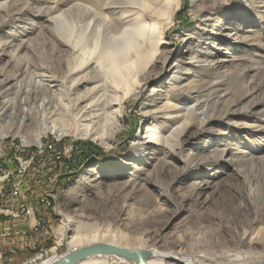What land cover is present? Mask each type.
<instances>
[{
    "label": "rangeland",
    "instance_id": "374dc122",
    "mask_svg": "<svg viewBox=\"0 0 264 264\" xmlns=\"http://www.w3.org/2000/svg\"><path fill=\"white\" fill-rule=\"evenodd\" d=\"M70 1L63 0L64 4L54 12L53 15H61L59 22L54 26L55 29L58 26L64 32L67 30L66 14L70 10L66 3ZM185 1L182 0L175 21L166 31V40L178 43L174 48V55L168 61L169 65L178 58L179 50H183L185 57H189L187 44L181 45L180 39L186 36L185 33L198 30L197 26L202 24L199 19H205L211 12H216V19L208 28L225 21L231 22V25L235 24L232 31L250 37L244 44H233V40L224 42L235 47L231 49L232 55L242 52L247 56L252 54V57L248 56L239 67L250 69L256 66L264 72V58L261 57L264 51L253 44L257 42V37H261V32L264 33V0H260L259 7L256 6L257 9L250 14L241 12L240 3L245 0H199L200 7H208L206 10H197V7L192 6L191 0H188L189 5L186 7ZM13 2H16L19 8L31 6L34 10L46 5L44 0H0V43H3V46L9 45L7 48L12 52L24 53L22 60L11 58L9 54L2 55L0 60L4 75L19 72L22 73L19 78L24 79L22 87L20 81L13 87L15 80H10L0 87V93L3 95L0 97V210L3 211H0V264H41L53 255H64L69 251L67 243L63 242L55 231L59 227H65L63 215L82 214L84 219L98 216L93 219L97 221L102 213L110 211L109 206L113 202L121 200V196H116V183L130 184L136 176L141 177L138 180L141 182L140 188L135 199H129L124 206L127 216L131 218L126 221V225H132V228L129 230L122 227L124 233L136 238L144 236L151 245L152 241L146 237V233L152 230L160 234V242L156 246L159 249L197 253L202 255V264H227L224 254L234 240L239 238L243 231L251 230V222L257 216L261 222L264 221V188L258 193L255 201L249 203L245 197L247 187L244 177L237 172V169L252 170L258 174L264 171V163L259 160L252 161V158L264 156V131L249 129L264 126V104L252 106L258 96L245 95V89L239 91L235 97L227 93V88L237 91L240 77L227 78L226 87H207L206 92L218 94L226 103L238 100L243 92L245 97L236 107L249 106L251 112L231 115L226 122L211 120L205 125L204 132L189 137L191 142L185 144L182 156L187 157L191 152L200 156L217 153V149L231 145L232 148L226 150L225 156L233 158L239 151L248 150L255 139L258 144L250 150L249 160L239 159L235 164L222 162L209 169L206 165L188 168L179 156L166 155L156 148L136 149L135 143L140 141L144 127L141 111L149 86L139 97H130L125 103L122 127L113 147L105 150L89 139L76 138L71 133H66V93L69 91L66 86V48L49 38L47 26H44L49 22L44 17L23 11L25 13L15 15L13 19L6 18L1 8ZM231 10L234 11L229 14ZM98 11L103 15L104 22L109 14L114 15L111 13L112 9ZM225 14H229V18H226ZM104 22L100 21L99 24L104 25ZM50 25L53 26V23ZM247 29L256 31L250 32ZM24 38H28L30 44L21 46L24 45L20 44L21 39ZM260 45L264 46V39ZM167 47L165 44L160 45L163 50ZM204 47V44L200 46L202 49ZM253 52L261 56L254 57ZM27 63L31 66L25 71ZM34 66L47 67L57 80L35 77L37 83L42 80L45 84L31 86L29 71L34 69ZM251 75H255L257 82L264 78V73L258 74L256 71L255 74V70H247L241 78L248 83ZM211 81L214 82L215 79ZM36 95H39L36 101L38 104L34 103ZM44 96L46 102L42 99ZM4 99L12 100L14 106L6 109L3 106ZM24 99L27 103H23ZM47 101L50 103L47 104ZM195 102L196 100H184L181 105L193 107ZM30 107H36L40 111L50 107L58 110L62 107L64 112L60 120L65 125L59 126L58 123L59 129L56 132V129L52 128L53 122L39 119L36 126V123H31V116L24 118L26 109ZM220 108H226V105H221ZM197 111L201 112V109ZM36 115L40 117V113L37 112ZM227 121L246 127L236 128L227 124ZM193 130L195 129L191 128L189 133ZM29 153L33 154L32 157H25V154ZM35 158L38 160L34 163ZM158 164L161 170L156 169ZM93 168H105L109 172L103 182L104 188H108L101 194H98V191L94 196L91 195L90 200L83 205L78 201L82 196L77 198L78 193L74 186L77 180L82 179ZM120 169H123L125 174L117 176L121 172ZM102 173L100 171L92 175V178L102 182ZM130 188L128 186L126 190H122V194H130ZM43 198L45 202L42 201ZM22 204L34 207V214L15 217L12 212L20 213ZM238 210L242 211V214H239ZM118 213L119 209L113 210L112 215L108 217L113 220ZM203 214L223 215L233 221L227 226L216 227L215 230L206 225L208 222L203 221L200 226H204L198 228L200 216ZM37 222L41 225L38 229L35 228ZM261 225L264 226V222ZM205 230L207 232H201ZM241 247L247 249L246 245ZM262 248L259 246L254 249Z\"/></svg>",
    "mask_w": 264,
    "mask_h": 264
},
{
    "label": "bare ground",
    "instance_id": "6f19581e",
    "mask_svg": "<svg viewBox=\"0 0 264 264\" xmlns=\"http://www.w3.org/2000/svg\"><path fill=\"white\" fill-rule=\"evenodd\" d=\"M62 1L44 0L46 5L37 10L31 6L19 8L16 2L3 6L1 9L9 19L25 12L44 17L49 22V24H43L47 26L49 38L66 48V86L69 89L66 93V133H71L76 138L89 139L105 150L111 149L122 127L125 103L130 97H139L149 86L150 89L145 94L141 111L144 127L140 141L135 143L136 149L156 148L166 155L179 156L188 168L206 165L209 169L222 162L235 164L239 159L249 160L250 150L258 144L255 139L248 150L239 151V154L234 155L233 158L225 156L226 150L232 148L231 145L217 149V153L200 156L191 152L187 157H182L185 144L191 142L189 137L204 132L205 125L211 120L217 119L226 122L231 115L249 114L251 112L249 106L248 108L236 107L245 95L258 96L252 106L264 104V93H260L264 92V78L257 82L254 79L255 75H251L248 83L241 78L247 70H255V74L256 71L258 74L264 73L259 70L260 67L256 66H252L250 69L239 67V64L246 61L248 56L252 57V54L247 56L242 52L232 55L231 49H235V47L224 44V42L232 40L233 44L248 42L250 37L232 31L235 24L231 25V22L225 21L223 24L212 25V28H208L216 19V12H211L205 19H199L202 24L197 26L198 30L185 33L186 36L180 39L181 45L187 44L189 57H185L184 51L179 50L178 58L169 65L168 61L174 55V48L178 46V43L174 40H166V31L175 21L177 12L182 6V0H71L66 3L69 5L68 10L70 11L66 14L68 27L65 32L58 26L56 29L54 28L61 15L53 14L64 4ZM191 1L192 6L197 7V10L208 9L207 6L200 7L199 0ZM259 2L260 0L241 2V12L248 14L254 12L257 9L256 6L260 4ZM97 9H112L111 13L114 15L109 14L104 22L103 15ZM233 11L231 10L229 14ZM229 14H225V17L229 18ZM100 21L105 24L100 25ZM51 23L53 26L50 25ZM247 31H256V29H247ZM260 36L253 44L264 51V46L260 45L264 39V33L261 32ZM21 41L20 44H24L21 46L30 44L28 38L21 39ZM161 44L168 47L163 50L160 48ZM202 44L206 45L204 49L200 48ZM8 46L5 44L3 46V43H0V60L2 55L8 54L11 58L22 60L24 53L12 52V50H8ZM17 50L19 49L17 48ZM258 55L261 56V54L253 52L254 57ZM224 56L226 57L224 58ZM211 57L213 58L210 59ZM261 57L264 58V55ZM25 66L26 71L31 64L27 63ZM1 68L0 76L4 78H0V87L10 80L16 81L12 84L13 87L17 85L18 81L22 87L24 79L19 78L22 73L4 75ZM88 68L90 69L88 70ZM221 69L222 71H220ZM35 77H40L42 80H57L44 66H34V69L29 71V81L31 86L45 84L42 80L37 83ZM233 77H240L241 81L236 86L237 91L227 88V93L235 97L239 91L244 89L246 91L245 95L242 92L238 100L226 103V100L220 98L218 94L206 92L209 86L226 87L228 85L227 78L234 79ZM212 79L215 81L212 82ZM25 83L26 86L27 82ZM90 84L92 85L90 86ZM30 91L31 88L28 93ZM2 96L0 93V97ZM38 96L34 97V103L38 100ZM42 99L46 102L45 96ZM184 100H196V104L193 107H184L181 105ZM23 103H27V101L24 99ZM49 103L50 101H47V104ZM3 104L6 109H11L14 106L10 99H4ZM221 105H226V108H220ZM198 109H201V112H198ZM37 112L40 113V117L36 115ZM63 112L62 107L58 110L50 107L42 111L36 107H30L26 109L24 118L31 116V123H36V126L39 119L49 121V123L53 122L52 128L57 132L59 126L65 125L60 120ZM0 115L2 114L0 113ZM227 124L236 128L246 127L245 125L237 126L230 121H227ZM191 128L195 130L189 133ZM249 129L264 131V126L249 127ZM257 160L264 163V156L252 158V161ZM159 167L160 164L156 166V169H160ZM122 170L120 169L121 172L117 176L125 174ZM100 171L103 172L102 182L92 178V175ZM237 172L244 177V184L247 187L245 197L249 203L250 201L254 202L258 193L264 188V171L258 174L252 170L237 169ZM108 173L105 168L99 170L93 168L88 171L86 176L77 180L74 190L78 193L77 198L79 195L82 196L80 200L77 199L79 202L81 201L80 204L84 205L86 201L90 200V196H94L98 191V194L106 191L108 187L105 189L103 182ZM139 179L141 177L136 176L127 185L116 183V187H118L116 196H121V200L113 202L109 206L110 211L102 213L97 219L98 222L93 220L98 216L84 219L82 214L63 215L65 227L63 229H59V227L55 231L61 240L67 243L68 252L86 244L105 242L121 247L148 250L147 264H202L204 261L201 258L202 255L197 253L162 250L156 247L160 242V234L155 231L149 230L146 233V237L152 241L151 245L148 244V239L144 236L136 238L123 232L122 227L129 230L132 228V225H126V221H130L131 218L127 216L124 206L129 199H135L141 185ZM128 186L131 187V193L123 195L121 191L126 190ZM116 209H119L118 215H113L114 219L110 220L108 216L112 215V211ZM238 213L242 214V211L238 210ZM200 218L198 228L203 227L204 225L200 226V224L205 221L208 222L206 225L213 230L219 226H227L233 221V219L216 214H203ZM263 222L257 216L251 222V230L243 231L241 236L234 240L232 247L230 246L224 254L227 264H249L253 261H264V226L261 225ZM242 245H246L247 249L242 248ZM259 246L263 247L262 250L254 249ZM42 255L43 250H41L40 256ZM62 256L53 255L41 264H54ZM36 257L38 258V256ZM77 264L137 263L117 254H98Z\"/></svg>",
    "mask_w": 264,
    "mask_h": 264
},
{
    "label": "water",
    "instance_id": "95a60500",
    "mask_svg": "<svg viewBox=\"0 0 264 264\" xmlns=\"http://www.w3.org/2000/svg\"><path fill=\"white\" fill-rule=\"evenodd\" d=\"M98 254H117L132 259L137 264H147L146 258L149 256L148 250L132 249L105 242H96L78 247L73 251L64 254L54 264H77L88 257ZM249 264H264V261H255Z\"/></svg>",
    "mask_w": 264,
    "mask_h": 264
},
{
    "label": "built area",
    "instance_id": "2783aa9c",
    "mask_svg": "<svg viewBox=\"0 0 264 264\" xmlns=\"http://www.w3.org/2000/svg\"><path fill=\"white\" fill-rule=\"evenodd\" d=\"M42 201L45 202V199L43 198ZM0 211L3 212L2 210H0ZM34 212H35L34 207L29 206L27 204H22L21 212L20 213H14V212H12V214L15 217H21L22 214L23 215L30 216V215H33ZM39 226H41L40 225V222H37V224H35V228L38 229Z\"/></svg>",
    "mask_w": 264,
    "mask_h": 264
},
{
    "label": "trees",
    "instance_id": "16d2710c",
    "mask_svg": "<svg viewBox=\"0 0 264 264\" xmlns=\"http://www.w3.org/2000/svg\"><path fill=\"white\" fill-rule=\"evenodd\" d=\"M188 5H189V2H188V0H186L185 1V6L188 7ZM32 155H33L32 153H29L28 155L25 154V157H32ZM37 160H38V158L37 159L35 158V160L33 162L35 163Z\"/></svg>",
    "mask_w": 264,
    "mask_h": 264
}]
</instances>
